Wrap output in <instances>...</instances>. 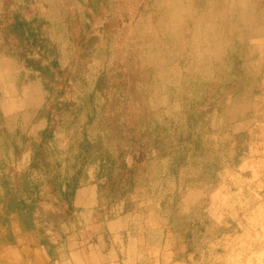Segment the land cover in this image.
Wrapping results in <instances>:
<instances>
[{
  "label": "rangeland",
  "instance_id": "374dc122",
  "mask_svg": "<svg viewBox=\"0 0 264 264\" xmlns=\"http://www.w3.org/2000/svg\"><path fill=\"white\" fill-rule=\"evenodd\" d=\"M83 1L0 0V15L29 5L58 45L56 56L65 67L72 50L70 24L89 21ZM90 25L92 41L77 78L61 86L73 106L55 116L49 146L57 157L74 164L82 140L104 135L108 117H116L122 131L131 118L144 114L160 123L174 119L184 134L186 121L178 115L182 97L193 93L192 84L218 83L237 53L247 85L214 116L219 125L209 134L213 156L199 157L173 174L161 162L155 177L136 180L126 199L127 215L137 238L133 246L139 247L136 264H264V0H110L108 10L93 11ZM105 71L114 73L115 84L95 90ZM46 95L36 73L0 53L2 127L37 136L46 124L36 118ZM193 125L198 132L201 125ZM126 160L133 164L131 155ZM27 162L24 154L16 169ZM83 170L80 202L94 197L97 203L98 161L90 160ZM123 208L124 201L114 203V217ZM16 223V215L5 219L0 210V246L25 234L39 242L34 232L17 234ZM74 232L81 241L92 238L84 228ZM111 241L114 253L102 258L117 262L128 246L126 232Z\"/></svg>",
  "mask_w": 264,
  "mask_h": 264
},
{
  "label": "trees",
  "instance_id": "16d2710c",
  "mask_svg": "<svg viewBox=\"0 0 264 264\" xmlns=\"http://www.w3.org/2000/svg\"><path fill=\"white\" fill-rule=\"evenodd\" d=\"M21 6L12 13L0 15V53L13 57L40 78L47 95L36 118H44L46 124L37 136L13 134L0 125V210L5 219L17 216L22 233L38 234L39 245L50 257L66 236L62 226L73 223L82 209L83 169L87 162L96 160L97 179L102 181L97 183V203L84 229L87 236L92 234L87 241L99 248L100 253H107L112 241L105 224L114 218L112 205L124 201L121 213L126 215L129 211V200L126 199L136 180L142 176L144 182L155 177L163 161L167 163V172L173 174L199 157L211 158L215 149L209 134L216 132L219 125L214 116L225 107L227 98L246 88V73L240 67L236 53L232 55L230 72L218 83L192 84L193 93L182 97L178 113L186 121L184 134L174 119L160 123L153 121L151 115L144 114L143 119L131 118L122 131L117 118L108 117L105 134L97 135L94 140L83 139L74 156L75 163L70 165L68 158L62 161L57 157V150L49 146L54 139L55 116L73 106L72 102L64 99L61 86L77 78L92 41L90 22L93 11L100 7L108 10L110 0L82 2L89 21L76 20L70 24L72 50L65 67L59 64L56 47L53 43L51 45L42 30L44 21L29 5ZM109 26L110 20H107L105 27L108 29ZM114 77L112 71L102 72L94 89H110L115 84ZM257 92L258 87H254L253 93ZM88 119L91 121L92 118L88 115ZM193 123L201 125L198 132ZM104 139L112 145L105 146ZM24 154H28L27 165L16 169L15 165L20 163ZM128 155L133 159L131 165L126 160Z\"/></svg>",
  "mask_w": 264,
  "mask_h": 264
},
{
  "label": "crops",
  "instance_id": "0c3cea01",
  "mask_svg": "<svg viewBox=\"0 0 264 264\" xmlns=\"http://www.w3.org/2000/svg\"><path fill=\"white\" fill-rule=\"evenodd\" d=\"M95 205L94 197H91L89 202L81 203L82 209L79 211L77 219L71 224L62 226V231L68 234L66 241L59 243L53 249L50 257L38 241H34L30 234H25L24 239H17L12 244L0 246V264H136L139 247L135 246L134 248L133 246L134 242H137V238L130 230L131 220L127 214H119L105 224L111 236L126 232L128 246L122 247L120 251L122 258L117 262L111 258L107 261L104 260L99 248L86 240L81 241L78 232H74L77 229L85 228L90 222ZM15 226L16 233L20 234L19 225L16 223ZM113 253L114 246L111 243L107 254L112 256Z\"/></svg>",
  "mask_w": 264,
  "mask_h": 264
},
{
  "label": "bare ground",
  "instance_id": "6f19581e",
  "mask_svg": "<svg viewBox=\"0 0 264 264\" xmlns=\"http://www.w3.org/2000/svg\"><path fill=\"white\" fill-rule=\"evenodd\" d=\"M48 1V0H47ZM59 5V4H58ZM40 6V5H39ZM40 8V7H39ZM81 8V7H80ZM40 10V9H39ZM46 10V9H45ZM51 13V12H50ZM44 14H45V12H44ZM57 14V13H56ZM50 18V17H49ZM59 18V17H58ZM46 20V19H45ZM52 20V19H51ZM50 21V20H49ZM48 23V22H47ZM46 23V24H47ZM53 23V22H52ZM47 29V28H46ZM42 30H44V29H42ZM48 30V29H47ZM44 32H45V30H44ZM47 33V32H46ZM45 34V33H44ZM49 34V33H48ZM64 41V40H63ZM55 42V41H54ZM63 43V42H62ZM64 43H65V41H64ZM51 45H52V43H51ZM65 45V44H64ZM58 45H56V47H57ZM56 49H58V48H56ZM66 52V51H65ZM66 54V53H65ZM64 55V54H63ZM61 56V55H60ZM33 104V103H32ZM31 107V106H30ZM251 133V132H250ZM248 136H250V135H248ZM224 173H225V171H224ZM222 175H224V174H222ZM261 191V190H260ZM231 227V226H230Z\"/></svg>",
  "mask_w": 264,
  "mask_h": 264
}]
</instances>
